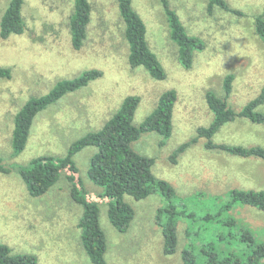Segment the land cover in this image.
Here are the masks:
<instances>
[{
  "label": "rangeland",
  "instance_id": "1",
  "mask_svg": "<svg viewBox=\"0 0 264 264\" xmlns=\"http://www.w3.org/2000/svg\"><path fill=\"white\" fill-rule=\"evenodd\" d=\"M8 1L0 0V18ZM73 1L24 0V32L0 37V67L11 70L9 78H0V157L10 169L8 173L0 171V243L17 253L35 254L36 264H93L81 244L78 222L82 207L70 197L67 172H62L47 192L32 197L17 166L27 165L41 155H64L72 142L102 127L128 95L140 98L133 117V124L138 126L154 109L163 91L175 89L177 93L172 133L165 143L160 145L161 137L153 131L141 133L131 143L136 152L154 158L153 174L173 186L177 201L202 194L200 201L193 200L196 207L190 208L203 214L225 201L229 189L264 190L263 159L207 149L204 139L188 147L176 163L168 160L171 152L195 135L199 126L210 123L213 115L205 93L213 90L223 96L226 74H234L228 103L236 111L264 86V41L254 29V16L264 11V0H225L240 13L218 7L208 11L207 0H168L186 32L205 43L203 50L194 52L190 68L178 62L177 46L169 37L160 0H132L145 22L148 45L165 70L162 80L153 79L142 66L130 67L117 0H89L86 38L81 49H73L68 29ZM88 69H99L102 76L38 112L23 151L12 157L13 120L22 104L30 97L46 94L56 81L76 77ZM257 110L264 112V103ZM214 141L264 146V123L237 117L220 128ZM95 152L94 146H87L74 156L84 189L93 196L101 191L87 174ZM215 197L217 203H209ZM124 200L134 210L125 232L111 225L105 201L98 200L99 223L107 240L105 264H184L181 251L189 242L186 219L177 225L175 253L164 255L161 227L155 221L156 211L165 205L164 197L156 191L140 200L125 195ZM231 214L264 241V211L238 205ZM210 229L213 228L204 226L202 234L211 233ZM218 230L222 227L218 226Z\"/></svg>",
  "mask_w": 264,
  "mask_h": 264
},
{
  "label": "trees",
  "instance_id": "2",
  "mask_svg": "<svg viewBox=\"0 0 264 264\" xmlns=\"http://www.w3.org/2000/svg\"><path fill=\"white\" fill-rule=\"evenodd\" d=\"M169 28V37L177 46L178 62L184 68H190L195 51L203 50L205 43L198 36L186 32L176 11L168 0H160ZM24 0H9L0 18V37L24 32L22 16ZM214 7L232 13H240L230 8L225 0H207V10ZM119 15L124 24V38L128 44V63L130 67L142 66L156 80L166 77L165 70L151 50L146 39V25L132 5V0H117ZM89 0H74L73 10L68 19L70 43L79 50L86 38V28L90 20ZM254 29L264 41V11L254 16ZM11 70L0 67V78H9ZM102 76L99 69L82 71L76 77L60 79L44 95L30 97L14 115L11 132V156L21 153L26 145L30 127L35 115L64 94L86 86L90 81ZM234 74L223 77V96L213 90H207L205 100L212 119L206 126H199L195 135L179 144L169 155L168 160L176 163L178 156L200 139H204L207 149L226 152L240 158H259L264 160V146L235 145L216 143L215 134L220 128L237 117L252 123H264V112L257 110L264 103V86L240 110L236 111L228 103L232 91ZM177 98L175 89L163 91L154 109L138 125L133 124V117L140 98L128 95L109 117L102 127L78 138L68 147L62 156L41 155L32 158L27 165H18L17 173L25 184L28 194L38 197L47 192L60 178L62 172L70 184L71 199L82 207L78 227L81 229V244L93 264H105L107 240L99 223L100 199L107 206V218L111 225L120 232H125L134 216L132 206L124 200L129 195L135 200L148 197L159 191L165 199V205L158 208L155 221L161 227L162 252L164 255L175 253L178 243L177 225L185 218L187 245L181 251L184 264H264V241L257 239L255 233L245 223L238 221L231 211L238 205L252 206L264 211V190L232 188L227 191L226 200L217 203L212 198L209 203L215 209L203 214L193 211L194 201H200L199 194L194 199L179 200L173 186L157 178L152 172L154 158L136 152L131 143L141 133L156 132L163 145L172 133V114ZM87 146H94L96 152L90 157L87 174L93 184L101 191L96 196L86 192L76 166L74 156ZM0 171L8 173L10 169L0 157ZM197 225L194 229L192 226ZM209 225L211 233L202 234L203 227ZM218 226L222 230H218ZM214 229L216 232L213 233ZM38 258L33 253L14 252L7 244L0 243V264H36Z\"/></svg>",
  "mask_w": 264,
  "mask_h": 264
}]
</instances>
